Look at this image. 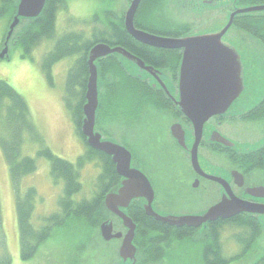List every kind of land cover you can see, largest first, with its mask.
Instances as JSON below:
<instances>
[{
  "label": "rangeland",
  "instance_id": "rangeland-1",
  "mask_svg": "<svg viewBox=\"0 0 264 264\" xmlns=\"http://www.w3.org/2000/svg\"><path fill=\"white\" fill-rule=\"evenodd\" d=\"M126 1L68 0V2H63L62 9L58 13L56 32L53 38L46 39L36 29H33L31 32L28 30L26 37L23 39L22 46H14L11 42L9 44L8 57L0 59V80H4L9 84L27 102L31 118L43 139L44 145L49 147L56 156L73 163L78 162V158L85 156L89 151L82 134L78 130L82 103L81 95L85 80L84 78H80V73L78 72L83 62L80 59L83 49L76 53L75 57H65L53 63L50 62V58H53L51 54L55 50L56 42L59 39L73 33L82 34L85 37L79 41V45H83L84 48L85 44L88 43L87 40L91 39L96 32H103L107 29L104 27L109 23L107 11H111L116 17L123 16L128 8ZM193 1L196 0H180L182 4H185L186 8ZM175 2L178 3L179 0H148L141 8V21L146 22V26L153 28H174L176 25L170 20L175 21V17H177V15L173 14ZM17 3L18 0H15L13 15L17 12ZM247 6L251 5L248 4ZM10 13L11 9L9 8L8 10L4 2L0 0V52L5 47V38L14 17L10 20ZM182 14L186 17L190 16L187 10L183 11ZM223 17L224 14L221 15L218 25L225 24V18ZM27 21L29 20L22 22L15 28L16 37L23 38V30L28 28L26 27ZM217 27L215 28L217 29ZM27 46H30L28 54L25 51ZM251 73L253 74V79H256V82H252L251 87H256V89L260 87V90H264V77L261 79L260 66L258 68L255 64ZM258 76L260 77V85L257 83V81L259 82ZM114 78V75H110L107 82L112 83ZM248 82L249 79L247 81L245 78L246 89ZM111 85H108L109 87L106 88L109 90H106L103 95L101 94L102 101L106 102L115 91L113 90L114 86ZM0 119L1 137L2 133H5V128H3L4 131L1 129V121L3 122L2 114L0 115ZM152 120L156 122L157 119L154 116ZM260 124H264V122ZM249 127H252L256 133H259L258 129H260V137L264 132V127L261 125L259 127L257 123ZM133 133L134 131L132 135ZM8 135L9 129L7 127V137ZM139 135H137L135 143L143 149L144 154L149 157L147 155L148 152L155 150L158 155L152 158L153 170L149 167V171L152 170L155 173L152 175L157 185V196L169 204L167 210L171 212L203 210V208L209 206L207 200H202V193L200 191H192L195 198L201 197L199 201L195 202L193 200L192 202L188 201L182 193L178 194L177 192L162 190V187L166 186L164 182L169 177H172L175 167V173L180 168L186 171L187 167L185 163L180 164V161L176 158L177 152L174 151V148L172 149L171 144H164L166 148L163 149L166 151V155L161 156V146L156 145L153 140L149 145L152 149L149 151L148 148L146 149L148 145L147 141L149 140L144 138L143 133ZM23 138L22 153L36 159L37 171L22 179L20 194L23 196L29 187L36 188L37 194L33 202L34 208L31 210L32 214L28 222L33 226V229L35 228L39 231H43L45 227H48V239L39 245V249L33 258L27 261L22 260L20 255L16 190L7 158L0 146V200L8 245V250L6 248L5 252L6 255L10 253L12 258L11 264H117L121 241L120 239L104 240L101 233V225L107 220H111L115 225V231H121L123 234L126 232L124 226L119 224L113 214L103 206L104 203L102 204V213L99 214V217L94 220L92 225L88 224L87 220L79 222L70 220V218L63 220L59 203V199L63 193V182H55L52 179L50 175V162L44 157L38 156L41 143L34 141L33 136L26 132L23 134ZM200 153L206 156L204 152L201 151ZM157 159L159 160L156 161ZM98 162H102L101 157L93 154V158L82 167L80 178L82 188L74 199L78 201L90 199L99 191L98 185L100 183L98 182V176L100 171L97 169ZM149 162L150 160H147V163ZM102 186L104 187V185H101L100 188H103ZM187 192L189 191L187 190ZM155 209L162 215L166 214L159 207H155ZM28 213H30V210ZM52 214L59 216L54 221L56 226L47 219ZM258 230L259 238L257 237L258 239L254 244L257 245V249H260L259 253L255 251V253L243 257L245 253L242 252L244 249L242 242L246 239L248 240L251 234L247 236L248 232L243 228L241 229L238 223L223 225L220 229V239L223 248V256L221 258L225 261L233 258V261L229 260L227 264H254V261L258 260L260 254H264V229L258 227ZM244 232L246 233L244 234ZM136 234H138V231ZM207 234L210 235V231L201 229L194 231L192 235L179 237V243L171 241L173 243L172 248L174 247L176 250L182 249V252L187 253L183 259H179L180 262L178 263L207 264L202 259V252L205 249L207 241L211 238ZM76 237L79 239L76 240ZM161 237H158L151 244L158 248L161 247L159 251L164 253V248H168V246L166 245V241ZM137 238L135 245L137 247L138 264H172L171 262H166L167 260L165 259L162 261L161 259H150L151 257L146 255L148 252H144L139 246ZM80 239L82 240L80 241ZM171 242L170 245L172 244ZM3 250L1 247L0 255ZM157 251L158 249H155V252H153L156 254ZM219 261L215 256L214 262L209 264H216Z\"/></svg>",
  "mask_w": 264,
  "mask_h": 264
},
{
  "label": "flooded vegetation",
  "instance_id": "flooded-vegetation-1",
  "mask_svg": "<svg viewBox=\"0 0 264 264\" xmlns=\"http://www.w3.org/2000/svg\"><path fill=\"white\" fill-rule=\"evenodd\" d=\"M147 1L142 0L138 7L134 19L135 27L152 35L171 39H182L220 32L226 27L234 12L251 6L264 5V0H260V2H246L247 0H196L186 8L185 4H182L179 0L178 3L175 2L176 4H173L175 6H173L175 8L173 14L177 15V17H175V21L170 20L176 26L174 28H153L146 26V22L141 21V8ZM126 2L129 8L132 0H127ZM248 4L251 6H247ZM127 10L123 16L116 17L117 23L121 24H119L120 26L111 27L105 25L104 27L125 28L128 33L125 25ZM186 10L190 14L188 17L182 14ZM222 14H224L225 24L218 25ZM128 35L131 36L129 33ZM131 37L133 40L130 39L127 42L129 46L118 43L111 44L105 41L96 43H107L112 47L121 46L134 57L142 60L145 66H140L137 61L130 60L120 54H111L98 60L102 80L101 94L103 95L106 90H109L106 88L110 84L114 86L113 90L115 91L106 102L101 100L95 131L101 135L103 140L116 142L130 151L131 166L142 171L154 188V207H159L163 211L171 213V211L167 210L169 204L164 202L165 200L162 201L163 199L158 198L157 185L153 180L152 174L155 173L152 171V158L158 156L157 153L153 150L148 152V154L146 153L149 156L147 157L143 149L135 143L137 135L142 133L145 136L144 138L149 140L147 141L146 149L148 148L149 151L152 149L149 145L154 140L156 145L161 146V156H165L166 151L163 148H166V146L164 144L169 143L172 149L174 148V151L177 152L176 158L180 161V164L185 163L187 167L186 171L180 168L177 173H175V167L172 177H169L164 182L166 186L162 187V190L177 192L178 194L182 193L188 201L193 202L194 200L196 202L202 197V200L209 202V206L203 208V210L172 211L173 213L178 215L203 214L210 207L218 204L224 195L227 198L235 196L242 201L253 204H264V199L260 197V191L259 193L256 191V189L260 190V187L264 186V132L260 137V129H258L259 133H256L252 127H249L255 123L259 124V127L260 125L264 127V124H260L264 122V90H260V87L259 89H250L248 86L246 89L245 86L240 97L231 104L227 113L215 115L204 124L202 138L198 147V162L200 166L198 172L192 163L191 155V148L195 142V129L192 122L184 115L177 104L180 99V68L184 49L156 47L142 43L133 36ZM221 41L224 45L234 48L239 53L243 66L242 74H244L242 76L244 80L245 78L246 80L254 78L251 70L255 64L258 68L260 66L261 79H263L264 10L236 14L232 25L228 28ZM145 67H151V69L147 70ZM110 75L115 77L112 83L107 82ZM88 78L89 75L86 80L85 93ZM258 79L260 85L259 76ZM154 116L157 119L156 122L152 120ZM181 130L185 132V138L183 139H180ZM83 136L88 144L87 137L84 134ZM201 151L206 156L201 154ZM107 156L108 159H105L104 156L101 157L102 162H98L97 169L101 172L104 164L112 163L117 179L111 190L117 189L121 186L123 177L117 172L116 164L112 157L108 154ZM147 160H150L151 164L150 162L147 163ZM149 167L152 169L151 171H149ZM193 190L200 191L202 196L195 198ZM134 201L127 209L132 219L129 209L133 206ZM113 216L119 224L123 225L119 217L114 214ZM240 220L241 222L253 220L260 227V213L250 212H240L227 219L220 217L200 227L184 226L179 228L166 225L176 230L185 229L188 235H192L194 231L201 229L210 230V235L207 234L208 237H211L208 240L210 241L215 238L211 229L214 226H218V223L227 222L225 223L227 225L233 224L235 221L236 223L240 222ZM114 229H116L115 225ZM161 235L164 236L165 234ZM174 235L167 234L165 236L171 239ZM137 236L138 234H136L135 240ZM180 238L175 239V241L179 243ZM135 240L134 244H136ZM208 241L206 245L211 244ZM166 245L168 248H164L165 256L163 259L172 264H180L178 263L180 262L179 259H183L187 253L182 252V249L176 250L174 247L172 248L173 243L170 245V242H166ZM243 246L245 247V250H242L244 253L248 243ZM255 247L253 245V247L247 249L243 257L253 254L255 251L259 253L260 249H255ZM229 260L233 261V258H229Z\"/></svg>",
  "mask_w": 264,
  "mask_h": 264
},
{
  "label": "water",
  "instance_id": "water-1",
  "mask_svg": "<svg viewBox=\"0 0 264 264\" xmlns=\"http://www.w3.org/2000/svg\"><path fill=\"white\" fill-rule=\"evenodd\" d=\"M142 0H132L126 12L125 25L128 33L136 40L156 47L183 48L184 56L180 68V99L177 102L184 115L192 122L195 129V142L191 148L192 163L199 172L198 147L202 138L204 124L213 116L227 113L231 104L240 97L245 85L242 74V62L239 53L224 45L222 37L233 23L236 14L251 13L264 10V5L251 6L234 12L226 27L220 32L208 35H196L182 39H171L152 35L137 29L134 19ZM211 1V0H210ZM47 0H18L17 12L10 24L4 49L0 59L9 55V41L15 28L24 20H33L41 16ZM111 54H120L135 60L140 66L144 62L134 57L121 46L112 47L106 43H98L88 54L89 78L86 90V101L83 105L82 132L92 148L110 155L116 164L117 172L123 177L120 187L109 191L103 203L107 210L121 219L126 228L123 234L115 231L114 224L107 220L101 225L104 240L120 239L117 264H138L137 247L134 244L137 224L128 214L127 209L134 200H139L145 213L156 220L176 227H200L218 218H230L240 212L260 213V226L264 229V204H253L237 197L223 199L210 207L203 214L178 215L176 213L160 214L154 207L155 191L148 177L139 169L131 166V153L124 146L105 141L95 131L98 110L101 102L100 66L98 60ZM125 61V60H124ZM150 70L151 67H145ZM256 79L249 78L248 88ZM248 81V80H247ZM258 83V81H257ZM181 130V138H185ZM185 146V144L183 143ZM223 182V181H221ZM264 199V186L256 189Z\"/></svg>",
  "mask_w": 264,
  "mask_h": 264
},
{
  "label": "trees",
  "instance_id": "trees-1",
  "mask_svg": "<svg viewBox=\"0 0 264 264\" xmlns=\"http://www.w3.org/2000/svg\"><path fill=\"white\" fill-rule=\"evenodd\" d=\"M4 5L9 10L10 20L14 16V3L15 0H2ZM260 2V0H247L246 2ZM63 2H68V0H47L46 6L41 14L36 19L29 20L26 23V28L23 30V38L21 39L19 36L16 37V32L12 37V43L14 46H22L23 39L26 37V33L29 30L30 32L33 29H36L37 32L46 39L53 38L55 34L56 21L58 17V13L62 9ZM113 2V1H112ZM108 15V25L109 26H118L120 23H117V18L114 17L111 11H107ZM10 22V21H8ZM25 22V21H24ZM121 25V24H120ZM119 25V26H120ZM105 29V28H104ZM106 30V31H105ZM103 32H96L92 38L87 40V44L79 45V41L83 40L85 37L82 34H68L64 36L62 39H59L55 46V50L51 54L53 58H50L49 61L51 63L58 61L65 57H75L76 53L80 52L83 49L80 59L83 61L82 65L78 69L80 73V78H84L83 92L81 95L82 103H81V112L79 114V127L78 130L81 132V125L83 119V104L85 102V85L86 80L89 75V66H88V53L89 50L95 45L97 42L105 41L111 44H122L125 46H129L127 42L129 40H133L131 36L128 35L125 28H107ZM22 33V31H21ZM21 36V35H20ZM10 42V43H11ZM30 46L25 48L26 54L29 53ZM50 55V56H51ZM71 73V71H70ZM69 73V74H70ZM2 114L3 122L2 123V131L5 128V133H2L0 137V146L4 150L5 156L7 158V162L9 164L10 173L12 176V181L15 188L16 193V208L18 214V226H19V235H20V255L23 261H27L36 254L39 249V245H41L44 241L48 239V227H45L43 231L33 229V226L29 224L28 220L31 217L32 209L34 208V199L37 194V190L35 187H29L26 193L21 196V182L22 179L33 174L37 171V161L35 158L30 156L23 155L22 153V145L24 142L23 134L26 132L29 135L33 136L34 141L41 143V149L38 152L39 157H44L50 162V175L55 182L62 181L63 182V193L59 199L60 208H61V217L64 219L70 218V220L79 222L82 220H87L88 224H93L94 220L99 217V214L102 213V204L105 195L111 190V188L115 185V180L117 179V174L115 173V169L113 164L109 162V164H104L101 172L98 176V182L101 185H104L103 188H100L101 185H98L99 191L94 194V196L90 199H81L76 200L74 197L81 191L82 182L81 178V169L85 166L86 163L89 162L93 158L94 155H98L99 157L104 156L105 159H108L107 154L102 151L96 150L89 146L86 143V138L83 136V139L87 145L88 152L85 156H80L78 158V162L73 163L69 160H65L61 157L53 154L49 147L44 145L43 139L40 136L30 114V110L27 102L20 96L9 84H7L4 80H0V115ZM5 114V116H4ZM1 120V119H0ZM7 127L9 129V135L7 137ZM4 134V135H3ZM32 202H31V201ZM104 206V205H103ZM30 210V213L29 210ZM129 213L133 217V220L138 224V238L139 246L142 248L144 252H148L146 254L148 257L153 258L154 260L163 259L165 254L160 252L161 247H155L152 242H154L158 237H161V234H175L173 238H163L166 242L175 241V239H179V237H184L188 235L187 230L185 229H174L166 224H163L157 221L155 218L147 215L141 205L139 200H135L133 206L129 209ZM59 216L57 214H52L47 217L49 221L53 223L54 226L56 224L54 221L58 219ZM227 222H220L218 226H214L211 231L215 236V241L210 240L209 245L205 246V249L202 252V259L204 263L207 264L214 262V257L216 256L218 260H220L216 264H227L228 260L225 261L221 257L223 256V248L220 239V229ZM233 222V224H235ZM238 225L246 230L247 236L250 234V238L246 239L243 245L248 243L247 249L256 246L254 244L258 237V225L253 220H248L244 222H237ZM215 225V224H214ZM71 227V226H70ZM210 231V230H209ZM246 232H244L245 234ZM37 235V236H35ZM76 235V234H75ZM160 235V236H159ZM157 236V238H156ZM212 236V237H214ZM258 237V238H256ZM256 238V239H255ZM79 238L76 237V240ZM160 239V240H162ZM82 239H80L81 241ZM153 240V241H151ZM214 241V243H212ZM4 249L0 255V264H11L12 258L10 253L6 255V248L8 250L7 245V236L4 230V223L2 217V207L0 200V248ZM167 247H165L166 249ZM245 249V247L243 246ZM155 249L158 251L155 252ZM154 251V252H153ZM244 252V253H245ZM220 257V258H219ZM74 259V258H73ZM75 260V259H74ZM259 260V261H258ZM254 261V264H264V254H260V257ZM75 263V262H74ZM77 263V262H76ZM78 264V263H77Z\"/></svg>",
  "mask_w": 264,
  "mask_h": 264
}]
</instances>
